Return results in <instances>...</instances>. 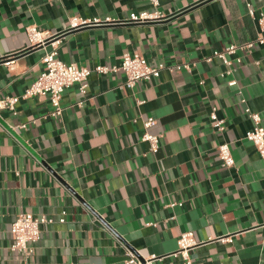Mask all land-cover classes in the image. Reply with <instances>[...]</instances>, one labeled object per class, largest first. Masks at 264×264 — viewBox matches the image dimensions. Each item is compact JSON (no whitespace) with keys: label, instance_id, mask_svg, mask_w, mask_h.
Masks as SVG:
<instances>
[{"label":"crops","instance_id":"0c3cea01","mask_svg":"<svg viewBox=\"0 0 264 264\" xmlns=\"http://www.w3.org/2000/svg\"><path fill=\"white\" fill-rule=\"evenodd\" d=\"M158 1L0 0V59L14 60L12 68L0 61V98L22 95L53 49L31 48L29 25L60 34L66 63L113 67L137 52L166 65L134 88L121 71H93L85 93L80 84L66 89L58 117L45 97L0 109V264H123L125 247L155 256L152 264H181L183 232L197 241L193 264H264V158L246 139L254 122L245 111L260 113L264 127V46L238 50L232 75L206 60L257 39L264 0ZM143 11L164 17L127 22ZM73 16L113 23L65 31ZM150 116L149 131L162 134L157 153L142 140ZM223 142L232 167L218 156ZM24 211L53 220L31 256L11 249V225Z\"/></svg>","mask_w":264,"mask_h":264},{"label":"built area","instance_id":"2783aa9c","mask_svg":"<svg viewBox=\"0 0 264 264\" xmlns=\"http://www.w3.org/2000/svg\"><path fill=\"white\" fill-rule=\"evenodd\" d=\"M154 5H158V0H152ZM250 14L254 15V10L250 9ZM164 17L158 11L149 12L143 11L137 15H134L127 20V22H146L159 20ZM258 23L260 26V34L257 39L252 42H248L239 46L237 44H230L223 50H214L212 55L206 58L207 61H211L214 58L221 60L225 65L226 70L223 74L232 75L234 72V62L232 56L237 55L240 49H250L255 45L264 46V12H261L258 16ZM103 23H113L110 18L101 20L100 18L86 19L79 16H73L69 20V24L65 31L84 28L91 25H98ZM27 35L29 37L31 48H35L41 45H45L48 42L53 46V49L45 54L43 57L44 68L40 72L39 76L24 90L20 96H5L0 98V109H9L12 112L16 111V106L21 99L33 98V97H45L49 100L52 111L51 116H60L63 110L62 98L67 88L73 84H80V89L83 93L86 92L87 81L93 71L100 74H107L108 72L121 71L126 76L124 86L126 88H134L142 80H150L158 78L161 75L166 65L161 63L159 65H152L148 62L147 58L137 52H126L123 54L121 64L119 66H104L98 65L94 68L86 66H79L76 63H66L57 57V46L61 40L59 33L56 34H44L40 31L36 25H29L26 28ZM236 60H239L238 58ZM0 61L5 65L12 68L13 58H1ZM182 66H176L180 69ZM185 67H189L185 65ZM175 68H171L172 70ZM230 86H236L237 80L231 78L228 81ZM245 102V99H243ZM143 103V101H138ZM246 113L250 116L254 122V127L246 134V139L252 142L260 156L264 158V127L261 124V115L258 112L252 111L249 107L245 109ZM213 126L222 131L225 129V121L220 119L216 113V108H213L210 115ZM156 124V119L152 116L143 121L144 133L142 140L149 143L150 151L157 153L160 149V140L162 134H154L149 131L151 127ZM22 127H26L25 124ZM218 156L224 167H232L235 164L231 146L228 142L220 143L217 147ZM176 204V203H174ZM53 220L48 218L45 214H33L30 212H20L13 221L10 229L11 233V249L15 252L22 253L25 256H31L35 252V244L40 241L43 226L47 223H51ZM197 245V241L193 232H183L178 239V250L174 255H181V264H193L189 255V250ZM126 258L123 264H152L155 260V256L141 259L134 251L125 247Z\"/></svg>","mask_w":264,"mask_h":264}]
</instances>
